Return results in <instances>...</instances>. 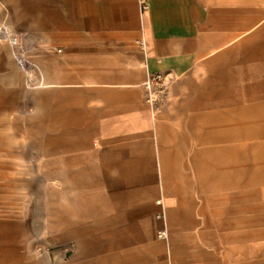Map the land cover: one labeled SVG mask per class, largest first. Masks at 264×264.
<instances>
[{"label":"crops","instance_id":"0c3cea01","mask_svg":"<svg viewBox=\"0 0 264 264\" xmlns=\"http://www.w3.org/2000/svg\"><path fill=\"white\" fill-rule=\"evenodd\" d=\"M0 264H264V0H0Z\"/></svg>","mask_w":264,"mask_h":264},{"label":"built area","instance_id":"2783aa9c","mask_svg":"<svg viewBox=\"0 0 264 264\" xmlns=\"http://www.w3.org/2000/svg\"><path fill=\"white\" fill-rule=\"evenodd\" d=\"M168 86L169 79L162 74L153 75L147 78L143 83V88L147 92V102L152 107H157L165 98ZM160 236H165V232Z\"/></svg>","mask_w":264,"mask_h":264},{"label":"bare ground","instance_id":"6f19581e","mask_svg":"<svg viewBox=\"0 0 264 264\" xmlns=\"http://www.w3.org/2000/svg\"><path fill=\"white\" fill-rule=\"evenodd\" d=\"M9 35V34H8Z\"/></svg>","mask_w":264,"mask_h":264}]
</instances>
